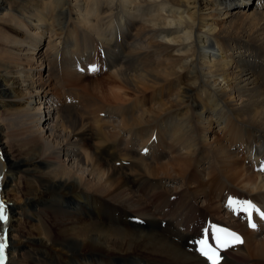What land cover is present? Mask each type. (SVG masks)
<instances>
[{"label":"bare ground","instance_id":"6f19581e","mask_svg":"<svg viewBox=\"0 0 264 264\" xmlns=\"http://www.w3.org/2000/svg\"><path fill=\"white\" fill-rule=\"evenodd\" d=\"M236 21L264 0H0L4 264H209L223 228L220 264H264L228 206L264 212V35Z\"/></svg>","mask_w":264,"mask_h":264},{"label":"snow or ice","instance_id":"6c2138e0","mask_svg":"<svg viewBox=\"0 0 264 264\" xmlns=\"http://www.w3.org/2000/svg\"><path fill=\"white\" fill-rule=\"evenodd\" d=\"M91 70L95 71L96 69L93 68ZM262 171H264V169H262ZM228 206L231 208L232 206L231 200H229ZM253 210H255L258 213L261 220H264V212L256 208L255 205L252 204L251 202L245 201L242 211H244L246 214L249 227L255 230L257 228V224L254 223L252 220ZM5 219L6 217L4 216V209L3 207H0V221H4ZM217 231L218 232L223 231L227 233V237H228L227 240H222L219 236L214 234V239L217 240V248L214 249L211 246H209L207 239L198 241V244L201 246L199 251L203 256H205L211 262V264H220V261L223 259L219 255L218 249L224 248L226 250L228 247H236L239 245H243L245 243L243 238L235 232H229L228 230H221V229H217ZM4 248H5L4 243L0 242V264H4L5 261Z\"/></svg>","mask_w":264,"mask_h":264},{"label":"rangeland","instance_id":"374dc122","mask_svg":"<svg viewBox=\"0 0 264 264\" xmlns=\"http://www.w3.org/2000/svg\"><path fill=\"white\" fill-rule=\"evenodd\" d=\"M255 4V3H254ZM233 10V9H232ZM232 10H230V11H232ZM228 27H229V29L230 30H236V29H238L239 31H241V33L247 38V39H253V38H255L257 35H264V29H261V30H257L256 29V27L255 26H253V27H248V26H245L244 24H242L241 22H239V21H236V22H234L233 24H228L227 25ZM229 31V30H228ZM45 43H46V41H44V42H42V44H41V49H44L45 48ZM97 56H99L100 58H102V56H103V54H101V55H98L97 54ZM104 72V71H103ZM81 73V72H80ZM88 76H92V77H96L94 80H98L99 79V77L100 78H102V77H104L103 76V73H101V75H99V76H93V75H89L88 74ZM98 78V79H97ZM88 81H91L90 79H88V78H85L84 80H83V83H86V82H88ZM0 142H1V140H0ZM2 145V144H1ZM116 166H118V164L116 165ZM178 196H180L179 197V199L181 200V199H183V198H185V192H180L179 193V195ZM8 196H5V198H7ZM183 197V198H182ZM179 199L177 198V197H175V200L174 201H179ZM185 200V199H184ZM186 201V200H185ZM10 203V202H9ZM15 204V205H14ZM21 204V202L20 201H15V203H13V204H10L11 206L13 205V206H19ZM65 207H67V206H65ZM151 207H152V204H151ZM131 218H134L133 216H130ZM29 221V222H28ZM31 221V222H30ZM27 222V223H26ZM242 223V222H241ZM30 224V225H29ZM34 224V222L31 220V219H28V218H25V223L23 224V228H22V230H21V233H20V235L22 236V237H25V238H27V239H32V238H35V235L33 234V232H32V229H31V226ZM26 225V226H25ZM206 225V224H205ZM224 225H226L227 227H228V225L227 224H224ZM242 225V224H241ZM25 226V227H24ZM27 230V231H26ZM30 234V235H29ZM25 235V236H24ZM31 236V237H30ZM34 236V237H33ZM235 259H238V260H240V258H236L235 257ZM241 262H243V263H248V264H251L252 263V261H243V260H240ZM166 264H167V262H166Z\"/></svg>","mask_w":264,"mask_h":264}]
</instances>
